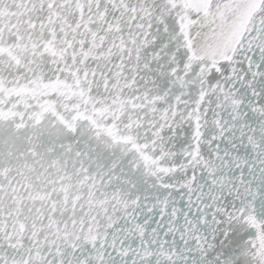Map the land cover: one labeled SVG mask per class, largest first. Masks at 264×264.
I'll list each match as a JSON object with an SVG mask.
<instances>
[{
	"label": "snow or ice",
	"instance_id": "6c2138e0",
	"mask_svg": "<svg viewBox=\"0 0 264 264\" xmlns=\"http://www.w3.org/2000/svg\"><path fill=\"white\" fill-rule=\"evenodd\" d=\"M0 264H264V0H0Z\"/></svg>",
	"mask_w": 264,
	"mask_h": 264
}]
</instances>
